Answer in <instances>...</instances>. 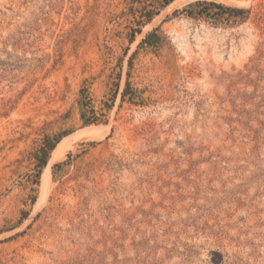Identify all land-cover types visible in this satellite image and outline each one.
Returning <instances> with one entry per match:
<instances>
[{
    "label": "rangeland",
    "instance_id": "rangeland-1",
    "mask_svg": "<svg viewBox=\"0 0 264 264\" xmlns=\"http://www.w3.org/2000/svg\"><path fill=\"white\" fill-rule=\"evenodd\" d=\"M173 1L0 0V264H264V0Z\"/></svg>",
    "mask_w": 264,
    "mask_h": 264
},
{
    "label": "bare ground",
    "instance_id": "bare-ground-1",
    "mask_svg": "<svg viewBox=\"0 0 264 264\" xmlns=\"http://www.w3.org/2000/svg\"><path fill=\"white\" fill-rule=\"evenodd\" d=\"M187 1H189V0H174L169 5V7H173V6H177L178 7V5L184 4ZM227 2L234 3L235 5L236 4L240 5V4H243L244 2H246V0H227ZM101 135H102V133H101L99 128L87 129V130H84V131H80V132H76L74 134H71L70 136L60 140L55 145V147L52 149V151L50 153V157L48 159L47 165H46V167L44 168V170L42 171V173L40 175V181H41V184H40L41 188L40 189H41V191H40L39 201H41L45 197V191H46L45 185H46V181L48 179V166L51 163L55 162L56 160H59L60 158H62L64 153L66 152V150L71 145H73V142H75L77 139H79L81 137H84V136L88 137V138L89 137L95 138V137H100Z\"/></svg>",
    "mask_w": 264,
    "mask_h": 264
},
{
    "label": "trees",
    "instance_id": "trees-1",
    "mask_svg": "<svg viewBox=\"0 0 264 264\" xmlns=\"http://www.w3.org/2000/svg\"><path fill=\"white\" fill-rule=\"evenodd\" d=\"M169 1H171V0H164L163 5L167 4ZM195 4L213 5V6H218V7L223 8L222 5H220V4H216V3H214V2L197 1ZM191 5H192V4H191ZM150 35H151V34H150ZM150 35H148L147 38H149ZM126 91H127V89L124 90L123 95L125 94ZM82 115H83V114H82ZM53 147H54V143H50V144H48L47 146H45L44 148H42V154H41V156H39V158H38V162H39V165H40V166H43V165L46 163V158H47L48 151H49V150H52Z\"/></svg>",
    "mask_w": 264,
    "mask_h": 264
}]
</instances>
